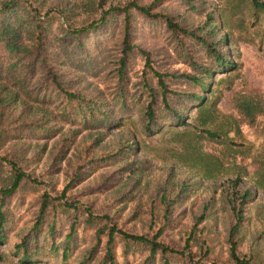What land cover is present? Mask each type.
<instances>
[{
  "label": "trees",
  "instance_id": "1",
  "mask_svg": "<svg viewBox=\"0 0 264 264\" xmlns=\"http://www.w3.org/2000/svg\"><path fill=\"white\" fill-rule=\"evenodd\" d=\"M47 2L0 0V245L9 246L22 264L49 258L70 259L72 264H121L120 256L123 264H130V255L138 257L137 264H205L189 250L190 240L199 243L194 234L182 247L167 238L178 198L167 196V185L158 200L152 199L153 207L157 203L162 211L159 226H149L145 233H130L112 223L107 213L48 192L35 199L27 228L15 224L14 200L23 201L36 191L37 181L26 169L45 151L43 144L29 154L32 142L59 137L53 158L58 167L79 134L96 131V138L83 149L87 160L60 196L92 172L112 166L90 192L110 189L119 169H127L119 162L137 146L123 135L115 151L96 154L94 147L105 133L132 115L147 136L161 132L166 122L184 125L187 111L207 102L215 74L238 68L229 35L221 30L215 13L207 11L206 0H60L42 11ZM250 3L264 12V0ZM103 5L107 6L99 11ZM176 7L204 19L185 24ZM77 8L97 13L98 18L74 26L67 21ZM137 58L143 61L141 69ZM176 63L185 68H172ZM95 77L103 87L89 90L86 81ZM230 99L241 124L252 125L264 116L262 91L235 89ZM238 183L239 178L233 184ZM250 196V189L237 188H224L220 195L232 219L228 264L250 262L237 250Z\"/></svg>",
  "mask_w": 264,
  "mask_h": 264
},
{
  "label": "rangeland",
  "instance_id": "2",
  "mask_svg": "<svg viewBox=\"0 0 264 264\" xmlns=\"http://www.w3.org/2000/svg\"><path fill=\"white\" fill-rule=\"evenodd\" d=\"M59 1L49 0L41 10L50 2ZM120 1L108 0V3ZM206 1L207 11L215 13L221 30L229 35L238 68L215 74L206 92L207 102L202 107L190 108L184 125L166 122L161 132L147 136L141 131L137 116L132 115L105 133L94 147L96 154L115 151L123 135L130 136L137 146L135 153L119 162L127 169H119L110 189L90 192L103 175L110 174L114 169L112 166L92 172L60 196L76 168L87 160L83 149L96 138V131L79 134L58 167L53 158L59 137L32 142L27 151L29 154L43 144L45 151L40 160L29 163L26 169L37 181L34 183L36 191L26 195L23 201L14 200L12 210L18 228L25 229L31 224L35 199L41 192H48L63 200H75L77 205L100 214L107 213L112 223L130 233H145L149 226L153 225L154 229L159 226L162 211L159 204L153 207L152 202L158 200L159 191L167 185V196L178 195L167 238L182 247L185 238L194 234L199 243L190 240L189 250L196 261L228 264L227 239L232 219L220 202V195L224 188H228V192L233 188L250 189L251 196L245 204L244 220L238 232L237 250L249 259V264H264V116L258 117L252 125L241 124L230 99L231 91L235 89H258L264 93V12L255 10L250 0ZM176 8L185 24L197 25L204 19V16ZM96 18L97 13H85L77 8L67 22L81 26ZM136 63L141 69L142 59L137 58ZM171 67L183 69L185 65L176 63ZM86 86L89 90H98L103 87V82L99 77L89 78ZM207 130L213 135H208ZM237 178L239 183L235 186L233 183ZM117 250L120 253V245ZM137 258L130 255L128 262L137 264ZM119 261L123 264L121 256ZM0 264L22 263L5 244L0 245ZM38 264H72V260L49 258Z\"/></svg>",
  "mask_w": 264,
  "mask_h": 264
}]
</instances>
